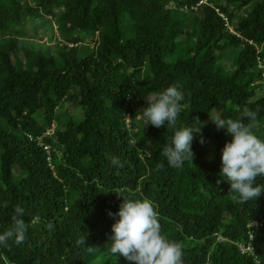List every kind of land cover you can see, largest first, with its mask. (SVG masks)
<instances>
[{
	"label": "trees",
	"instance_id": "trees-1",
	"mask_svg": "<svg viewBox=\"0 0 264 264\" xmlns=\"http://www.w3.org/2000/svg\"><path fill=\"white\" fill-rule=\"evenodd\" d=\"M32 17L56 20V52L19 41ZM259 59L264 0H0V234L17 205L28 225L21 244H0V264H135L107 248L119 220L109 213L125 198L152 202L161 235L182 247V264H264V225L254 254L239 249L250 224L264 220V192L233 202L220 176L233 136L209 118L236 120L247 107L264 140ZM173 85L184 96L176 129L199 127L197 116L206 122L181 168L162 155L173 130L139 126L135 111ZM53 123L46 143L54 170L28 137Z\"/></svg>",
	"mask_w": 264,
	"mask_h": 264
},
{
	"label": "clouds",
	"instance_id": "clouds-1",
	"mask_svg": "<svg viewBox=\"0 0 264 264\" xmlns=\"http://www.w3.org/2000/svg\"><path fill=\"white\" fill-rule=\"evenodd\" d=\"M183 99L184 96L177 86H169L158 94H148V106L140 113L145 126L151 124L159 128L167 123V128L173 130L172 143L164 147L162 155L167 158L168 165L174 168H181L186 160L193 159L191 145L194 133H199L206 123L197 116L194 123L199 127L176 129L181 112L180 102ZM209 118L218 129H227L233 136V140L226 143L222 151L220 172V176L231 184L229 193L236 194L232 196L233 202L246 203L255 200L264 192V185L255 183L257 177L264 176V140L252 131L256 126L257 112L245 107L241 117L236 120L223 119L218 113H209ZM245 118L251 123H243ZM203 142L202 139L201 143ZM111 162L116 165L119 160L114 158ZM23 215L24 209L19 205L15 206L11 218L12 227L0 234V244L8 246L7 241L13 238L16 244L25 240L28 225L21 218ZM109 215L119 216V220L112 226V243L107 247L111 254L122 256L135 264H182V247L161 235L158 213L150 200L133 201L125 198L119 212ZM255 222L263 223L259 228L264 225V220ZM47 227L51 230L53 225L48 224ZM77 243L85 244V239L78 240Z\"/></svg>",
	"mask_w": 264,
	"mask_h": 264
},
{
	"label": "rangeland",
	"instance_id": "rangeland-1",
	"mask_svg": "<svg viewBox=\"0 0 264 264\" xmlns=\"http://www.w3.org/2000/svg\"><path fill=\"white\" fill-rule=\"evenodd\" d=\"M23 30L24 35L19 39V41L21 40L23 44L31 50L35 49L42 52L51 51L54 53L56 52V46L59 42H61L58 24L56 23V20L52 18L44 17L40 19L38 17H32L24 25ZM68 110H70V114H76L73 113L75 110L74 105H70ZM142 110L143 109L139 107H136L135 109V111L138 113L137 122H139V126L147 128L149 124L145 126L142 115L140 114Z\"/></svg>",
	"mask_w": 264,
	"mask_h": 264
},
{
	"label": "built area",
	"instance_id": "built-area-1",
	"mask_svg": "<svg viewBox=\"0 0 264 264\" xmlns=\"http://www.w3.org/2000/svg\"><path fill=\"white\" fill-rule=\"evenodd\" d=\"M222 17L228 22L227 17H225V15H222ZM231 32H233L235 35L239 36L234 29H231ZM250 44H253V42H250ZM257 49L260 50V48L258 47ZM260 65L259 67L261 69L264 68V64L262 62V60H260ZM263 79H264V71H263ZM129 118L130 115H127V123H129ZM57 132V125L56 123H53L44 133H42L40 136H37V138H34L32 135H28L29 139L33 140V139H37L38 145L43 148L44 152L47 154V162L48 165L51 169L54 170L55 166L53 163V152H54V148L53 145L51 143H46L47 140H51L55 137ZM263 223H259V222H253L250 224V228H252V230L249 231V242L247 245L244 244H239V249L240 252L243 255H252L255 253V245H254V240H255V231L262 225ZM218 240L220 241H225L224 239H221V237L218 238Z\"/></svg>",
	"mask_w": 264,
	"mask_h": 264
}]
</instances>
